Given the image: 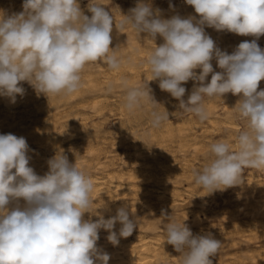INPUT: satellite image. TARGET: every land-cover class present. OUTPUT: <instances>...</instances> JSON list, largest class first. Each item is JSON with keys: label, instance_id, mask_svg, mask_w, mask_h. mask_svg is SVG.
I'll use <instances>...</instances> for the list:
<instances>
[{"label": "clouds", "instance_id": "9594fccd", "mask_svg": "<svg viewBox=\"0 0 264 264\" xmlns=\"http://www.w3.org/2000/svg\"><path fill=\"white\" fill-rule=\"evenodd\" d=\"M185 3L198 19L179 14L163 18L150 0H138L118 24L101 0H88L91 16L80 0H23L18 13L0 11V96L15 103L17 95L25 94L21 82L38 95L70 96L82 86L87 65L103 63L118 72L126 60L118 55V47H111L113 26L131 28L155 47L144 61L151 79L132 86L121 81L124 107L132 112L150 105V125L156 128L170 118L168 111L156 109L161 103L152 95L151 81H158L160 90L177 100L182 112L200 121L208 119L206 98L239 96L234 108L244 127L235 149L223 140L212 143L209 161L194 169L193 176L208 194L241 185L245 168L264 169V89L258 90L264 80V49L257 43L264 35V0ZM206 27L256 39L239 43L229 54L206 33ZM157 37L163 38L159 46ZM213 60L221 71H214ZM189 81L194 84L185 99L184 85ZM29 151L24 137L0 134V264H109L110 255L97 247L100 230L107 231V240L118 246L120 238L137 228V216L127 203L107 219L97 209L93 212L94 181L76 159L70 162L63 151H57L47 161L48 171L39 175L30 166ZM102 207L110 211L107 205ZM161 214L167 219L162 224L165 242L179 254L180 264H213L210 257L217 255L221 241L210 233L194 235L184 221L163 209Z\"/></svg>", "mask_w": 264, "mask_h": 264}, {"label": "bare ground", "instance_id": "6f19581e", "mask_svg": "<svg viewBox=\"0 0 264 264\" xmlns=\"http://www.w3.org/2000/svg\"><path fill=\"white\" fill-rule=\"evenodd\" d=\"M136 3H138V2L136 1ZM184 4H182V5H184ZM20 5H22V3ZM1 10H2V8H1ZM2 11L4 12V10H2ZM6 12H8V10H6ZM171 12H173V11H171ZM168 15H167V17H168ZM211 30L207 31L209 36H211V33H212ZM231 34H232L231 36L233 38L229 42H227L228 44H222V46L220 47L221 50H223L225 48L224 50H226L229 54H231L234 51V49L239 45V43H241L243 41H249L250 42L251 40H253L255 38L252 36H244V38H241L240 37L241 35H237L234 33H231ZM213 36L214 35H212V37ZM234 37H236V38H234ZM258 40L260 41L259 38H258ZM261 49H264V48H261ZM102 64L100 65L101 67H103ZM93 65L94 64H92V67H93ZM95 66H96V64H95ZM144 66L148 67V65H146V63L144 64ZM84 70L86 71V69H84ZM94 70H95V68H94ZM107 70H109V69H107ZM88 71L86 74H84L85 75L84 79L86 78V80H84V81H86L87 84H86V82L83 81L86 84V85L85 84H83V85L87 86L89 84V88H91L90 91L92 92V95L88 98H84L85 94L81 95V96H84L83 98H80L81 96L78 97V98H80V100L76 101L75 107L78 104V108H84V109L88 108V110H90V112L92 111V112L99 115L102 113L105 106H107L106 104L109 103L108 102L109 100H108V97L106 96L105 93L100 92V90L102 88H101V86H98L97 83L95 82L96 77L93 78L91 76V74L93 76H96V75L91 73V71H89V72ZM110 71H112V70H110ZM117 73L118 72L112 71V73H111L113 75L112 78L113 77L116 78L117 81L118 80H127L128 84H129V79H126L127 77H125V76L119 77ZM144 73H143V71L133 73V75H131V77H132L131 80L133 79V77L137 78L138 76H140L142 74L144 75ZM149 73H150V71H149ZM82 74H83V72H82ZM97 74H98V72H97ZM106 74H107V72H106ZM198 74H199V72H198ZM105 77H107L109 79L111 78L109 76H105ZM142 78L143 77H141L140 79H142ZM106 81L109 82V80H107V79H106ZM113 81H112V83H113ZM117 81H116V83H117ZM134 81H135V79H133V81H131L130 83L132 84V82L134 83ZM158 83L156 82V84H158ZM99 85H101V84L99 83ZM21 86L25 89V94L23 96L17 95L15 103H11L10 99L7 97L0 96V105L3 104L7 109H10L15 104H16V106L18 103L20 105V101H23L22 99L28 100L31 97V92H30L31 90L29 88V85L27 83H24ZM118 86H119V83H118ZM87 88H88V86H87ZM119 89H121V87ZM81 90H82V87H80V89L76 93L70 95L69 96L70 99L71 98L74 99L76 95L81 93ZM84 90L85 89H83L82 91H84ZM103 91H104V89H103ZM162 92H164V91H162ZM113 93L114 92H112V94ZM120 93L119 94L117 93V97L121 98L124 95V93L123 94L122 93L120 94ZM32 95H33V93H32ZM35 96L36 95H34V98H35ZM37 97H38V95H37ZM66 97H68V96L64 97V95H50V101H53V103H55V101L61 100L62 98L66 99ZM41 98H43V97H41ZM65 99H64V101H65ZM113 99H114V97H113ZM38 100H41V99H38ZM38 100H36V101H38ZM120 100H121V102L119 105H120V108H122V106L124 107V101H123V99H120ZM48 101H47V103H48ZM64 101H61V102L64 103ZM33 102L35 103V101H33ZM71 102L72 101H69V103H71ZM53 103L49 102V105L47 104L48 107L50 106V104L53 105ZM58 103H57V105H58ZM211 103L212 102H210V104ZM66 104H68V101L66 102ZM25 105H28V104L25 103ZM33 105H34V107L36 106L35 104H33ZM43 105H46V104H43ZM72 105H74V104H72ZM163 105H165V103ZM208 105H205V106L207 107ZM227 106L229 107V105H227ZM43 107L44 106L40 107L41 111H42ZM58 107L59 106H56L54 108V110L51 111L52 113H49L46 120L44 119V121L41 120L38 122L29 123V128H31V127L33 128L29 132H28V130H29L28 127H25L28 125V124L25 125V122L28 121L27 120L28 118L25 119L26 121H24V122H20V121L16 122L15 120L12 121L11 119L9 120V117L10 118L14 117V115H12L10 112H7V113H5V115L3 114L4 118L2 120H0V134L11 133V134L16 135L17 137H24L26 139L27 144H28L29 149H30V151L28 153V155L30 156V166L33 167L35 172L39 175H43L48 171L47 161L50 159V158H48V152H50L52 147H54L53 146L54 144H57L56 142L63 140L62 133H64L63 130H65L66 126L64 129L62 127L60 131L58 128L53 133H51V131H50V130H52L51 128H55L56 124L59 125V123L57 121L58 119L59 120L60 119L65 120L68 116H71L73 114V113L69 112L71 109H69L68 113L66 112V114L65 113L64 114H58L61 111L60 109L62 108V107L61 108L59 107L60 109L56 110ZM68 107H69V105H68ZM145 107H147V106L145 105ZM148 107H150V106H148ZM228 107H227V109H228ZM63 108H64V106H63ZM71 108H72V106H71ZM76 108L73 110H76ZM164 108L161 107V109H164ZM166 108H167V106H166ZM105 109H107V108H105ZM141 109L142 110H140V109H137V110L138 111L144 110V108H141ZM229 109H232V108H229ZM1 110L3 111V109H1ZM22 110H20V112ZM44 110H43V112H44ZM111 110H112V108H111ZM214 110H215V106L213 104L207 107L208 118L210 121H213L215 119L214 118V115H215ZM13 111H15V110H13ZM125 111L126 110H124V112H123V108H122L121 112H123V113H121V114H122L123 118L126 117L124 119L126 121H128L127 123L129 124V127H126V125H127L125 123L126 121H124V123L121 124L122 121L120 120L121 121L120 124L122 125L121 129H119V130L117 129L118 131L116 130L117 131L116 135H113V134H112V136L108 135L109 137L107 135H102V131H104V129H103L104 126H102L103 123H102V125L98 124L100 122L99 121L100 119L99 120L97 119L99 121V122L97 121L98 123H94L91 126H88L89 124L87 125V124H85L86 121L84 122V120H86L85 118H87L84 116L86 113L81 114V112H80V113L73 114V116L70 119L72 121L74 119L77 122H81V124L83 125L82 129L84 130V128H85L88 131H87V133H84V134L82 133L83 134L82 141L79 142V144H78L79 146L74 144L73 146L70 145L66 148L60 147V151H63L68 156L70 162H73L72 160L77 159L76 160L77 165L80 166L88 175H90L93 178L95 186H94L93 192L91 193V198H92V200L96 201V203H94L92 205V211L93 212H95V210L97 209V212L103 214L105 219H107V218H110L111 216H114L116 214V210L120 206L127 203L131 212L137 216V228L134 230V232L131 236H129L127 238H120L118 246H113L107 240V238H106L108 235L107 231L100 230L99 240L97 241V247L101 248L103 251L107 252L110 255L111 258L109 260V264H170L172 261L173 262L174 261H180L179 256H178L179 254L174 250V248L171 245H168L165 242L166 241V232H163L164 228L162 227V225L161 226L158 225L154 218L147 217L146 212L152 211L155 208L160 207L159 209L164 208L169 213L170 211H172L176 207V205H178L180 202H182L184 200L185 196H184V193L182 192L184 187L182 186L183 188H181V184L184 183L185 180H187L188 182H189V180L194 181L193 170L198 169V168H202L203 164L202 165L200 163L198 164L193 160H189L190 161L189 162L188 160H186V155H183L184 156L183 165L181 164L182 167H179L180 166L179 165L180 163L178 162L179 157L176 160V158H175L176 154H174L173 150L170 149V147L166 146V143L168 141L169 136L176 134L180 137V139L178 140L179 141V144H178L179 152H184L185 151L184 142L186 140H188V138H191V136H193V135L195 136L197 134V131L199 130L198 126H195V124H193L194 126H190V125H186V124L181 123V122L174 125L173 122L167 120V121L163 122L159 127L153 128L150 124L143 125L142 119H141L143 117H141V114L139 113L140 114L139 115L138 113H135V115H134V113H133V112H137V111L130 112L131 116L134 115L133 119L131 118V116L129 114H127L128 117L126 115H123L124 113H127V111L126 112ZM146 111L147 110L145 109V113H146ZM31 112H33V111H31ZM31 112H30V114H31ZM38 112H39V114L41 113L40 111H38ZM83 112H84V110H83ZM90 112H88V113H90ZM231 112H233V110ZM16 113H17V111H16ZM27 114H28V112H27ZM41 114H40V116H41ZM47 114H48V112H47ZM19 115H20V113H19ZM36 115H38V113ZM98 115H96V116H98ZM99 116H101V115H99ZM64 117H66V118H64ZM233 117H234V115H233ZM233 117H230V118H233ZM0 118H1V116H0ZM24 118H25V116H24ZM118 118H120V117H118ZM32 119L33 118H31L29 121H32ZM38 119H41V118L38 117L37 120ZM234 119H236V118L234 117ZM71 120H70V122H71ZM148 120L150 121L149 117H148ZM185 120H186V118H185ZM133 121H136V123L132 124ZM232 121L230 120L229 125L228 124L227 125L230 126L231 128L237 129L236 125ZM64 122H66V121H64ZM91 123H93V121ZM191 123H193V122H191ZM69 125H72V124H69ZM69 125L67 127H69ZM74 125H73V127H74ZM121 125H119V126H121ZM224 125H226V124H224ZM62 126H64V125H62ZM139 126H141V127H139ZM79 127L81 129V126H79ZM191 129H192V131L184 134L185 130L188 131ZM227 129L229 130V128H227ZM66 130H67V128H66ZM110 130H113V129H110ZM110 130L107 132H110ZM47 132H49V133H47ZM67 133H70V132L68 131ZM112 133H114V132H112ZM70 135H72V134H70ZM75 136H76V134H75ZM77 136H79V135L77 134ZM78 138H80V137H78ZM64 139H65V137H64ZM71 139H73V138L71 137ZM110 139L113 141V143L117 142V141L114 142V140H118V142H119L118 146L123 145L125 149L123 148L124 151L122 154L121 153L117 154V152L116 153L114 152V154H112L111 156H106V159L102 160L101 155H102V152L104 151L103 145L108 143V141ZM154 140H157L156 147L158 146V151H160V154L164 155L163 157H159V155H156L158 153H155L152 150L153 147L151 144L153 143L152 141H154ZM228 141H231L230 138L228 139ZM32 142H34V143L31 144ZM109 143H110V141H109ZM113 143H111V145ZM119 149H120V147H119ZM175 149H178V148H175ZM176 152H177V150H176ZM177 156H179V155H177ZM181 160H182V158H181ZM168 165L175 168L171 172L172 173L171 175H169L167 173V170H168L167 166ZM185 166L190 167L187 171L188 172L187 174H186ZM242 176H244V175H242ZM259 176L255 175V174L251 175L248 178L246 176V179L242 178V184L240 185L241 189H243V190L250 189L249 191L252 193V196L254 195L253 196L254 200L252 202H250V201L246 202V200L245 201L242 200V201H244V203L241 204V207H242V205H244V206L249 205L250 206L249 211L251 212V216H252V218L250 216V218H251L250 220H247V219L246 220H243V219L238 220L236 217H233L232 215L234 213L236 214L238 210L230 211L229 210L230 207L224 206V210L222 209L223 208L222 207L221 209L223 211L217 209L216 206L219 207V203L216 200V198H214V196H212L211 198L213 199L214 205H216V206L213 208L210 216L207 215L206 218L209 217L211 219L219 220V222H221L220 223V225H221L220 232H213L212 228H210L209 226L204 227V228L200 227L199 229H195L197 226L199 227L202 225L201 224V220H202L201 216L199 217V215L197 214L198 213L197 211H196L197 213L192 218H190L191 217V216H189L190 214H188V212L183 211V209H182L183 218H180L174 214L176 216L174 219H176L177 221H179L181 223H183V221H184V223L187 226L189 224L188 227L192 230L194 235L195 234L203 235V234H209L210 233L215 239L222 242L221 247H220L217 255L210 257V259L213 261V264H264V208H263L264 203L260 199L262 197V195H258V196L255 195V192H259V193L263 192L262 191L263 188L260 187V184L258 182L259 178H260ZM151 184H153V185H151ZM235 187H232V189H234V191H235ZM201 190L204 192H207V190L201 189L199 186H197L195 184V182H193V183H190L189 187H187V189L185 191H187L186 193H188L189 196H192V195L198 196L199 195V197H200V194L202 192ZM239 192H240V190H239ZM236 194L237 193H235V195ZM232 195H234V194H232ZM232 195H230V198H232L231 197ZM237 195H240V194L238 193ZM236 197H238V196H236ZM200 198H198V199H200ZM225 198L226 197H224V199ZM250 199H252V198H250ZM225 200H229V199L226 198ZM231 200L232 199H230V201ZM193 202L197 203V205L198 204L203 205L205 203V199L201 198L200 201L195 200ZM226 202H228V201H226ZM261 202H262V204H261ZM209 203H211V202H209V199H208V204ZM238 204L239 203H237L236 207L238 206ZM103 205H107V207L110 209V211H105V209L102 207ZM204 206H205V204H204ZM210 206H208V207H210ZM247 206H245V207H247ZM241 207L240 208L237 207V209L242 211L243 207L242 208ZM198 209H200V208H198ZM200 210L202 212V209H200ZM245 211H244V213H245ZM179 212H177V213H179ZM168 216H169V214H168ZM225 216L226 217H228V216L232 217L231 223H229L230 225H225V223L222 222V220H224V218H226ZM242 216H243V214H242ZM88 218H89V214H86L85 219H88ZM97 218H98L97 216H91V219H93V220H96ZM156 220H157V218H156ZM162 222L166 223L167 219L163 218ZM119 228H120V224L117 223L114 230L118 232ZM235 235H239L240 239H242L245 243L251 242V240L255 238L259 242H261L262 245L259 246L260 249H256V250L255 249H249V250L245 249V251H242V252L241 251L240 252L234 251V253L229 252L230 253V255H229V254H227V252L224 251V249L236 245V242H234L235 238H233ZM237 240H238V238H237ZM236 249H239V248H236Z\"/></svg>", "mask_w": 264, "mask_h": 264}, {"label": "rangeland", "instance_id": "374dc122", "mask_svg": "<svg viewBox=\"0 0 264 264\" xmlns=\"http://www.w3.org/2000/svg\"><path fill=\"white\" fill-rule=\"evenodd\" d=\"M136 1L138 2V0H102L101 2L102 3H104L106 6V10H108L109 12H110V14L111 13H113V16H114V19H115V21L117 22V24L119 23V21H120V19L122 20L123 19V15H126V14H128L129 13V10L131 9V8H133V7H135L136 6ZM134 2V3H133ZM146 2H147V0H146ZM150 2H151V4H152V6H153V8L154 9H159V10H162L161 11V14H162V16H163V18H171L173 15H176V14H179L181 17H184V18H187L188 16H195L197 19L199 18L198 17V14H196L195 13V10H194V8L192 7V6H190V5H187L186 3H185V0H150ZM185 4H184V3ZM21 3H23V0H0V11H2V10H4V12L5 13H7V14H11V13H13V12H16V13H18V12H20V11H22L23 9H22V5H20ZM87 3H88V0H80V4H82L81 5V8L85 11V14H87V15H89V16H91V13H89V12H87V8H86V5H87ZM170 4L171 5H173L174 7L173 8H171L170 9ZM182 4H184V5H182ZM182 7V8H181ZM1 8H2V10H1ZM121 8V9H120ZM168 8V9H167ZM173 9V10H172ZM6 10H8V12H6ZM120 10V11H119ZM170 10V11H169ZM169 11V12H168ZM171 11H173V12H171ZM169 14V15H168ZM122 15V16H121ZM167 15H168V17H167ZM121 16V17H120ZM120 17V18H119ZM119 19V20H118ZM212 29V30H211ZM208 30H211L212 31V33H211V37H212V35H214L213 37H212V39L216 42V44L219 46V47H221L222 46V44H228L227 42H229L233 37L231 36L232 34L230 33V32H227V31H215V29H213V28H209V27H206V29H205V31H206V33H207V31ZM214 33V34H213ZM208 34V33H207ZM111 35H112V45H111V47H113V48H117L118 47V49H117V53H118V55H120V56H122L125 60H126V63L121 67V69L118 71V76L120 77V76H125V77H127L126 79H129V85L130 86H132V85H138V84H143L145 81H147V80H150L151 79V73H149V69H148V67H145L144 66V61H145V59H146V56H147V54L152 50V48H154L155 47V44H154V42H152V41H150L149 39H147L145 36H144V34H141V37H139L131 28H125V29H123V30H118V29H116V27H115V25L113 26V31H112V33H111ZM263 35H261L260 37H259V39H260V41L259 40H257V43H258V45L261 47V48H264V36L262 37ZM237 37V36H236ZM236 37H234V38H236ZM241 38H244V36H240ZM254 39H256V38H254ZM252 41V40H251ZM155 43L157 44V46H159L160 44H162L163 43V38H161V37H157V39H156V41H155ZM223 48V47H222ZM225 49V48H224ZM223 49V50H224ZM226 51V50H225ZM102 63H96V66H95V64L93 65V67L95 68V70H94V68L92 67V64H90V65H87L86 67H85V69H86V71L85 70H83V74H82V85L83 84H85L84 82H86V81H84V80H86V78L84 79V77H85V75L84 74H86L87 73V71L89 70V71H91V73H93L94 75H96V76H93L92 74H91V76L94 78V77H96V83H97V85L98 86H101V90H100V92L102 93H105L106 94V96L108 97V102L110 103H107L106 105L107 106H105V108H107V109H103V111H102V113L101 114H99V115H101V116H99L98 114H96V113H94V112H90V110H88V108H86V109H84V108H78V104H77V108L75 107V105H76V101H78V100H80V98H83L84 96V98H88V97H90L91 95H92V92L90 91V89L91 88H89V84L87 85L88 86V88H87V86H81L82 87V90L83 89H85L84 91H82L81 90V93L80 94H78V95H76L75 96V98L74 99H70V97L68 98V97H66V99L65 98H62L61 100H58V101H55V103H53V101H50V95L48 96V97H46L45 95H38L35 91H34V89L27 83V82H21V85L22 84H24V83H27L28 85H29V88H30V92H31V97L28 99V100H24V99H22L23 101H20V105H19V103L17 104V106H16V104L15 105H13L10 109H7L3 104L2 105H0V116H1V118H0V120H2L4 117V115H5V113H7V112H10L12 115H14V117H9V120L11 119L12 121H16V122H24V121H26L25 119H27L28 121L27 122H25V125H27V126H25V127H28V132L30 131V130H32L33 128L31 127V128H29V123H31V122H38V121H41V120H43L44 121V119L46 120V118H47V116L49 115V113H52L51 111H53L54 110V108L56 107V106H59L56 110H61L58 114H66V112L68 113V111H69V109H71L69 112L70 113H73V114H75V113H80L81 112V114H84V113H86L84 116L85 117H87V118H85L86 120H84V122H85V124H89L88 126H91L92 124H94V123H98L99 121V123L98 124H100V125H102V123H103V125L102 126H104L103 127V129H104V131H102V135H111L112 136V134L113 135H116V132L119 130V129H121V127H122V125L121 124H123L124 123V121H126L124 118H126V117H124L123 118V116H122V114L121 113H123L124 112V110H126L127 111V113H124L123 115H126L127 117H128V115L127 114H129L130 116H131V113L127 110V109H125V107H123L122 106V108H123V112H121V109L122 108H120V102H121V100L120 99H123L122 97L120 98V97H117V93L119 94L120 92L123 94L124 93V91H123V89L121 88V89H119L120 88V83H121V81L122 80H116V78H112V71H110V69L105 65V64H102V66L103 67H101L100 65H101ZM212 64H213V69H214V71H216V72H219V71H221L220 69H219V67L217 66V63H216V61L215 60H213L212 61ZM147 65V64H146ZM99 66V67H98ZM97 67V68H96ZM107 69H109V70H107ZM94 72H93V71ZM104 70V71H103ZM85 71V72H84ZM88 71V72H89ZM139 71H143V73H144V75L142 74V75H140V76H138L137 78L136 77H133V79H135V81H134V83L132 82V84L130 83L131 81H133V79L131 80V75H133V73H135V72H139ZM197 71V73L198 72H200L201 70L200 69H197L196 70ZM97 72H98V74H97ZM106 72H107V74H106ZM111 72V73H110ZM105 76H109V77H111L110 79L109 78H107V77H105ZM110 74V75H109ZM87 77V76H86ZM101 77V78H100ZM141 77H143L142 79H140ZM106 79L107 80H109V82L108 81H106ZM210 79H211V74H209V76L207 77V81H210ZM114 80V81H113ZM84 81V82H83ZM106 81V82H105ZM112 81H113V83H112ZM116 81H117V83H116ZM206 81V82H207ZM111 82V83H110ZM156 82L158 83V81H151V82H149V86L151 87V89H152V95L154 96V99L158 102L159 101V103H161V104H158V105H156L157 107H156V109L158 110V111H160V112H165V111H168L169 112V120L168 121H171V122H173L174 123V125H176V124H178V123H184V124H186V125H190V126H194L193 124H195V126H198V131H197V134L194 136H191V138H188V140H186L185 142H184V145H185V151L184 152H179V146H178V144H179V139H180V137L178 136V135H176V134H174V135H171V136H169L168 137V141H167V143H166V146L167 147H170V149H172L173 150V152H174V154H176L175 155V158H176V160L178 159V157H179V159H178V162L180 163L179 165V167H182L181 166V164L183 165V160H184V156L183 155H186V160H193V161H195L196 163H200L201 165L203 164V165H205L208 161H209V147H210V145L212 144V143H214V142H216V141H219V140H223V141H225V142H230V144L233 146V149H235V141H236V137H237V135H238V133L241 131V129L244 127V121H242V120H240L239 118H238V114L236 113V110H235V108H234V105H236L235 103H237L238 102V100L240 99V97L239 96H237V95H233V94H231V93H227V94H225L223 97H222V99L221 98H219V97H216V98H213V99H207L206 98V100H205V105H208V106H210V105H214L215 106V110H214V120L213 121H210L209 120V118H208V120H205V121H200L198 118H196L194 115H192V114H190V113H184V112H182L180 109H179V107H178V104H179V102L177 101V100H175L174 98H172L171 96H170V94L169 93H167V92H162L160 89H159V86H157L158 84H156ZM99 83L101 84V85H99ZM116 83V84H115ZM118 83H119V86H118ZM86 84H87V82H86ZM85 84V85H86ZM115 84V85H114ZM152 84V85H151ZM155 84V85H154ZM193 84H194V82L193 81H189V82H187L185 85H184V87L187 89V91H186V94H185V99H187V96L191 93V90H192V88H193ZM106 85V86H105ZM104 86V87H103ZM109 86H111L112 87V92H114L113 94H112V92H108L107 91V89H108V87ZM117 86V87H116ZM156 87V88H155ZM107 88V89H106ZM103 89H104V91H103ZM119 89V90H118ZM158 89V90H157ZM260 89H264V80H262L261 82H260V85H259V89L258 90H260ZM89 90V91H88ZM155 90V91H154ZM158 91V92H157ZM84 92V93H83ZM99 92V91H98ZM156 94H155V93ZM32 93H33V95H32ZM87 93V94H86ZM120 93V94H121ZM85 94V95H84ZM158 94V95H157ZM34 95H36L35 96V98L37 97V95H38V97L35 99L34 98ZM81 95H84V96H81ZM81 96V97H80ZM116 96V97H115ZM166 96V97H165ZM41 97H43V98H41ZM65 97V96H64ZM78 97H80V98H78ZM113 97H114V99H113ZM160 99H159V98ZM163 97V98H162ZM49 98V99H48ZM78 98V99H77ZM118 98V99H117ZM158 98V99H157ZM34 99V100H33ZM38 99H41V100H38ZM64 99H65V101H64ZM164 99V100H163ZM36 100H38V101H36ZM46 100V101H45ZM49 100V101H48ZM112 100V101H111ZM115 100V101H114ZM32 101V102H31ZM33 101H35V103L33 102ZM47 101H48V103H47ZM61 101H64V103L63 102H61ZM68 101V104H66V102ZM69 101H72L71 103H69ZM75 101V102H74ZM208 101V102H207ZM236 101V102H235ZM26 104H28V105H25V103ZM43 102V103H42ZM46 102V103H45ZM49 102L50 103H53V105L52 104H50V106L48 107V105H49ZM58 103V105H57V103ZM117 102V103H116ZM210 102H212L211 104H210ZM32 105H31V104ZM62 103V104H61ZM114 103V104H113ZM165 103V105H163V104ZM33 104H35L36 106L34 107V105ZM43 104H46V105H43ZM48 104V105H47ZM72 104H74V105H72ZM117 104V105H116ZM62 105V106H61ZM66 105V106H65ZM68 105H69V107H68ZM145 105L147 106V107H145ZM160 105V106H159ZM227 105H229V107L227 106ZM27 106V107H26ZM42 107V106H44L43 108H42V111H41V109H40V107ZM53 106V107H52ZM55 106V107H54ZM63 106H64V108H63ZM71 106H72V108H71ZM148 106H150V105H147V104H144L142 107H140V108H138V109H140V110H142L141 108H144V110L143 111H138L137 109L135 110V111H137V112H133L134 113V115H135V113H140L141 114V117H143V118H141L142 119V123H143V125H148V124H150V121L148 120V117L150 118V115H149V112H151L152 111V108H151V106L150 107H148ZM166 106H167V108H166ZM207 106V107H208ZM231 106V107H230ZM2 107V108H1ZM47 107V108H46ZM52 107V108H51ZM161 107L162 108H164V109H161ZM169 107V108H168ZM206 107V108H207ZM227 107H228V109L229 108H232V109H227ZM23 110H22V109ZM37 108V109H36ZM39 108V109H38ZM46 108V109H45ZM76 108V110H73V109H75ZM111 108H112V110H111ZM1 109H3V111L1 110ZM5 109V110H4ZM45 109V110H44ZM145 109L147 110L146 111V113H145ZM13 110H15V111H13ZM20 110H22L21 112H20ZM29 110V111H28ZM37 110V111H36ZM43 110H44V112H43ZM48 110V111H47ZM83 110H84V112H83ZM107 110V111H106ZM165 110V111H164ZM233 110V112H231V111ZM16 111H17V113H16ZM19 111V112H18ZM28 112V114H27V112ZM31 111H33V112H31ZM38 111H40L41 113V116H40V114H39V112ZM79 111V112H78ZM90 112V113H88V112ZM125 111V112H126ZM216 111V112H215ZM15 112V113H14ZM30 112H31V114H30ZM36 112V113H35ZM47 112H48V114H47ZM111 112V113H110ZM113 112V113H112ZM116 112V113H115ZM19 113H20V115H19ZM34 113V114H33ZM38 113V115H36ZM132 113V114H133ZM4 114V115H3ZM73 114L71 115V116H68L67 118L66 117H64V118H66L65 120L63 119H58L57 121H58V123H59V125L58 124H56V127L55 128H51L52 130H50L51 131V133H53L54 131H56L58 128H59V131L61 130V128L63 127V129L65 128V126H66V128H67V130H66V128H65V130H63L64 131V133H62V137H63V140H61V141H59V142H56L57 144H54L53 146L54 147H52V151L50 150V152H48V158H52L54 155H55V153L57 152V151H60V147H64V148H66V147H68V146H73L74 144H76L77 146H79L78 144H79V142H81L82 141V136H83V134L84 133H87V129H85L84 128V130L82 129V127H83V125L81 124V122H77V121H75L74 119H73V121L70 119L72 116H73ZM92 114V115H91ZM94 114V115H93ZM98 115V116H96V115ZM111 114V115H110ZM139 114V115H140ZM225 116H224V115ZM18 115V116H17ZM23 117H22V116ZM108 115V116H107ZM134 115H132L131 116V118L133 119L134 118ZM145 115V116H144ZM148 115V116H147ZM233 115H234V117L236 118V119H234V117H233ZM18 118H16V117ZM24 116H25V118H24ZM106 116V117H105ZM189 116V117H188ZM229 116V117H228ZM38 117H40L41 119H38L37 120V118ZM104 117V118H103ZM118 117H120V118H118ZM226 119H225V118ZM230 117H233V118H230ZM13 118V119H12ZM16 118V119H15ZM31 118H33L32 119V121H29ZM90 120H89V119ZM92 118V119H91ZM123 118V119H122ZM185 118H186V120H185ZM20 119V120H19ZM23 119V120H22ZM68 119V120H67ZM99 121H98V120ZM119 119V120H118ZM234 119V120H233ZM22 120V121H21ZM34 120V121H33ZM37 120V121H36ZM70 120H71V122H70ZM93 121V123H91L92 121ZM122 122H121V121ZM173 120V121H172ZM184 120V121H183ZM198 122H197V121ZM228 120V121H227ZM230 120L236 125V127H237V129L236 128H231L230 126H228L229 125V123H230ZM7 121V120H6ZM61 123H60V122ZM64 121H66V122H63ZM98 121V122H97ZM178 121V122H177ZM183 121V122H182ZM76 124H75V123ZM107 122V123H106ZM120 122H121V124H120ZM128 121H126L125 123L127 124L126 125V127H129V124L127 123ZM149 122V123H148ZM191 122H193V123H191ZM134 123H136V121H133L132 122V124H134ZM192 125H191V124ZM46 124V123H45ZM44 124V125H45ZM49 124V123H48ZM69 124H72V125H69ZM75 124V125H74ZM81 124V125H80ZM224 124H226V125H224ZM228 124V125H227ZM62 125H64V126H62ZM69 125V127H67ZM73 125H74V127H73ZM119 125H121V126H119ZM79 126H81V129H80V127ZM78 129H77V128ZM109 127V128H108ZM111 127V128H110ZM118 127V128H117ZM139 127H141V126H139ZM70 128V129H69ZM75 128V129H74ZM227 128H229V130L227 129ZM231 128V129H230ZM74 129V130H73ZM110 129H113V130H110ZM118 129V130H117ZM106 130V131H105ZM110 130V132H107V131H109ZM117 130V131H116ZM228 130V131H227ZM234 130V131H233ZM236 130V131H235ZM44 131V130H43ZM70 132V133H67V132ZM114 132V133H112V132ZM190 131H192V129L191 130H185L184 132V134H186V133H189ZM234 133H233V132ZM72 132V133H71ZM77 132V133H76ZM79 132V133H78ZM81 132V133H80ZM47 133H49V132H47ZM76 134V136H75V134ZM83 133V134H82ZM110 133V134H109ZM229 133V134H228ZM233 133V134H232ZM70 134H72V135H69ZM74 134V135H73ZM77 134L79 135V136H77ZM82 134V135H81ZM67 135V136H66ZM75 136V137H74ZM108 136V137H109ZM232 136V137H231ZM64 137H65V139H64ZM71 137L73 138V139H71ZM78 137H80V138H78ZM69 138V139H68ZM230 138V140L231 141H228V139ZM76 140V141H75ZM109 141H110V143H109ZM108 141V143H106V144H104L103 145V147H104V151L102 152V160H104V159H106V156H111L112 154H114V152L116 153L117 152V154L118 153H123V148H124V146L123 145H120V146H118L119 145V142H118V140H114V142H116V143H113V141L110 139ZM153 143L151 144L152 145V150L155 152V153H158V154H156V155H159V157H163L164 155L163 154H160V151H158V146L156 147V143H157V140H154V141H152ZM34 142H32L31 144H33ZM61 143V144H60ZM111 143H113L112 145H111ZM59 144V145H58ZM108 144V145H107ZM116 144V145H115ZM108 147H107V146ZM155 146V147H154ZM107 147V148H106ZM119 147H120V149H119ZM63 148V149H64ZM175 148H178V149H175ZM111 149V150H110ZM125 149V148H124ZM155 149V150H154ZM175 150V151H174ZM176 150H177V152H176ZM105 152V153H104ZM52 153V154H51ZM178 153V154H177ZM183 153V154H182ZM110 154V155H109ZM120 155V154H119ZM162 155V156H161ZM177 155H179V156H177ZM50 156V157H49ZM52 156V157H51ZM181 156V157H180ZM183 156V157H182ZM181 158H182V160H181ZM77 160V159H76ZM73 162H75V159L74 160H72ZM190 162V161H189ZM168 167V170H167V173L169 174V175H171L172 173V171H173V169H175L174 167H172V166H167ZM190 167H186L185 166V170H186V174L188 173L187 171H188V169H189ZM250 170V171H249ZM262 170V171H261ZM251 172V173H250ZM253 174H255V175H260L259 177V184H260V187L261 188H263V192H261V193H259V192H255V195L256 196H258V195H262V197L260 198L261 199V201L264 203V169H254V168H245L244 170H243V175L245 176H247V178L248 177H250L251 175H253ZM244 176H242V178L243 179H246V176L244 177ZM241 178V179H242ZM194 181L192 180H189V182L187 181V180H185L184 181V183H182L181 184V188H183V190H182V192L184 193V200L182 201V202H180L178 205H176V209L174 208L172 211H170L169 213L167 212V210H165L164 208H161V209H163V210H165V212L167 213V215L169 214V216L171 215L173 218H175L176 216H178V217H180V218H183V211H185V212H188V214H190L189 216H191L190 218H192L197 212V214L199 215V217L201 216V226H197L195 229H199L200 227L201 228H204V227H210V228H212V230H213V232H220V228H221V225H220V223L221 222H219V220H216V219H211V218H209V217H207L206 218V216L208 215V216H210V214H211V212H212V210H213V208L216 206V205H214V201H213V199L211 198L212 196H214V198H216V200L218 201V203H219V207L218 206H216L217 207V209H219V210H221V211H223L224 210V206L226 207H230L229 208V210L230 211H234V210H238L237 211V213L235 214H233L232 216L233 217H236L238 220L239 219H243V220H250L251 218H252V216H251V212L249 211L250 210V206L248 205H245V206H247V207H245L244 205H242V207H241V204H243L244 203V201L246 200V202H252L253 200H254V195L252 196V193L249 191L250 189H246V190H243V189H241L240 188V185L239 186H236L235 187V191H234V189H232V187L231 188H228V189H226V190H224V191H216L215 193H213V194H208L207 192H204V191H202L201 192V194H200V197L201 198H204L205 199V206H204V204L203 205H197V203H194L193 201H195V200H197V201H200V197H199V195L198 196H196V195H192V196H189L188 195V193H186L187 191H185L186 189H187V187H189V185H190V183H193ZM151 185H153V184H151ZM263 185V186H262ZM183 186V187H182ZM187 186V187H186ZM186 187V188H185ZM239 188V189H238ZM239 190H240V192H239ZM185 191V192H184ZM242 191V192H241ZM249 192V193H248ZM235 193H239L240 195H235ZM259 193V194H258ZM232 194H234V195H232ZM246 194V195H245ZM250 194V195H249ZM228 195V196H227ZM230 195H232L231 197L232 198H230ZM243 197H242V196ZM188 196V197H187ZM236 196H240L239 198L238 197H236ZM224 197H226L227 199H229V200H225L224 199ZM195 198V199H194ZM198 198H200V199H198ZM237 198V199H236ZM248 200H247V199ZM250 198H252V199H250ZM192 199V200H191ZM208 199H209V202H211V203H209L208 204ZM220 199V200H219ZM230 199H232L231 201H230ZM242 200H244V201H242ZM226 201H228V202H226ZM262 202H261V204H262ZM231 203V204H230ZM236 203V204H235ZM237 203H239L238 204V208H242V211L241 210H239V209H237V207H236V205H237ZM224 204V205H223ZM195 205V206H194ZM197 205V206H196ZM211 205V206H210ZM208 206H210V207H208ZM200 208V209H202V212H201V210L200 209H198V208ZM223 207V208H222ZM249 207V208H248ZM160 207H158V208H155L154 210H152V211H147L146 212V216L147 217H152V218H154L155 219V221H156V223L158 224V225H162L163 224V222H162V220H163V218H165V217H162V214H161V209H159ZM223 210H222V209ZM263 208H264V204H263ZM157 209V210H156ZM182 209H183V211H182ZM176 210V211H175ZM200 212H199V211ZM205 210V211H204ZM246 210V211H245ZM180 211V212H179ZM197 211V212H196ZM240 211V212H239ZM244 211H245V213H244ZM150 212V213H149ZM153 214H152V213ZM177 212H179V213H177ZM239 212V213H238ZM248 212V213H247ZM171 213V214H170ZM177 213V214H176ZM247 213V214H246ZM176 216H175V215ZM179 214V215H178ZM242 214H243V216H242ZM246 214V215H245ZM150 215V216H149ZM174 215V216H173ZM230 215V214H229ZM240 216V217H239ZM250 216H251V218H250ZM226 217V216H225ZM230 217V218H229ZM156 218H157V220H156ZM228 218V219H227ZM231 220H232V217L231 216H228V217H226V218H224V220H222V222L223 223H225V225H230L229 223H231ZM242 220V221H243ZM203 221V222H202ZM205 223V224H204ZM204 224V225H203ZM219 224V225H218ZM211 225V226H210ZM188 226H189V224H188ZM215 230V231H214ZM163 232H165V230L163 231ZM133 234V233H132ZM233 238H235V240H234V242H236V245L235 246H231V247H228V248H225L224 249V251L225 252H227V254H229L230 255V253L229 252H231V253H234V251L235 252H242V251H245V249L246 250H249V249H260V247L259 246H261L262 244H261V242H259L257 239H252L251 240V242H244L242 239H240V237H239V235H235ZM237 238H238V240H237ZM257 243V244H256ZM259 243V244H258ZM255 247V248H254ZM236 248H239V249H236ZM237 250V251H236ZM170 264H180V261H172Z\"/></svg>", "mask_w": 264, "mask_h": 264}]
</instances>
